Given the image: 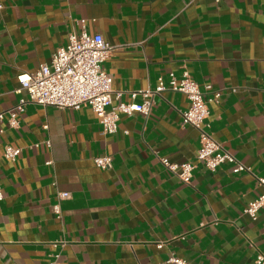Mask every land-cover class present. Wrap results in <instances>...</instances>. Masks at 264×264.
<instances>
[{
  "label": "crops",
  "instance_id": "0c3cea01",
  "mask_svg": "<svg viewBox=\"0 0 264 264\" xmlns=\"http://www.w3.org/2000/svg\"><path fill=\"white\" fill-rule=\"evenodd\" d=\"M0 4V113L26 97L18 76L50 64L85 20L117 47L104 68L123 94L110 109L187 71L207 98L222 93L210 133L250 169L211 172L197 160L200 134L182 124L190 103L180 93L165 92L149 116L121 115L110 136L89 106L29 105L18 128L0 121V264H166L172 252L188 264H256L264 208L256 221L244 211L264 194V0ZM7 146L21 155L5 158ZM105 155L114 161L102 170L94 159ZM161 158L193 164L191 183Z\"/></svg>",
  "mask_w": 264,
  "mask_h": 264
},
{
  "label": "built area",
  "instance_id": "2783aa9c",
  "mask_svg": "<svg viewBox=\"0 0 264 264\" xmlns=\"http://www.w3.org/2000/svg\"><path fill=\"white\" fill-rule=\"evenodd\" d=\"M4 7L0 4V14ZM83 29L80 33L73 32L69 36L66 47L58 49L50 64H44L34 73H22L18 76L21 85L17 91L19 94L26 93L19 103L9 111L0 113V121L8 117L12 128H18L21 117L29 105L41 107H55L61 110H79L89 106L95 112L103 128V134L110 136L119 131L120 116L132 117L135 114L149 116L165 92L183 94L189 101L190 106L186 111H181L182 124L192 126L200 134V147L197 160L209 171L216 172L224 164H231L234 173L250 172L231 152L222 144L215 141L210 133L207 122L212 102H218L221 92H213L207 98L204 90L191 77L187 71L181 77L170 73L168 79L160 77L154 89L132 92L130 103H119L112 106L113 96L117 99L122 97V92L113 90V77L110 76L104 65L112 56L117 47L105 41L102 35H91L86 30V21H82ZM206 87L205 91H210ZM141 97L142 102H136ZM22 150L7 146L4 151L5 158L15 160L21 155ZM113 156L105 155L94 159L97 167L107 170L113 166ZM165 169L176 174L180 180L190 184L195 166L191 163H171L167 158H161ZM261 187L264 188V178H257ZM62 198H68L69 194H61ZM3 194L0 189V200ZM264 208V194L252 201L245 209L244 214L253 221L259 217ZM162 245L160 244L159 247ZM256 264H264V255L259 254ZM47 264H59V256L53 257ZM166 264H188L172 252Z\"/></svg>",
  "mask_w": 264,
  "mask_h": 264
}]
</instances>
